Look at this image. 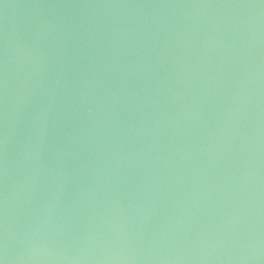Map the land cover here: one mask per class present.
<instances>
[{
  "label": "water",
  "instance_id": "95a60500",
  "mask_svg": "<svg viewBox=\"0 0 264 264\" xmlns=\"http://www.w3.org/2000/svg\"><path fill=\"white\" fill-rule=\"evenodd\" d=\"M0 264H264V0H0Z\"/></svg>",
  "mask_w": 264,
  "mask_h": 264
}]
</instances>
